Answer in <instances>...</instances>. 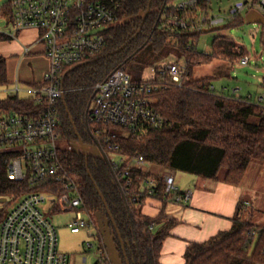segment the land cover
Instances as JSON below:
<instances>
[{
	"label": "trees",
	"instance_id": "16d2710c",
	"mask_svg": "<svg viewBox=\"0 0 264 264\" xmlns=\"http://www.w3.org/2000/svg\"><path fill=\"white\" fill-rule=\"evenodd\" d=\"M258 1L252 0L254 3ZM149 2L122 1L119 9L121 20L109 28L104 49L96 56L63 71V86L67 91L58 105L60 126L57 133L62 142L68 143L67 146H59L60 163L77 185L86 211H101L104 214L122 264H161L163 241L178 220L165 213V206L170 201L164 195L162 177H156L158 194L154 197L163 203V208L155 217L144 215L141 205L145 196L137 195L140 194L137 176L148 174H144L142 169L131 168L134 181L132 186L126 185L118 176L119 168L110 162L108 164L100 155L95 140L108 152L105 138L108 133L118 132V136L111 141L115 151L128 159L142 156L150 164L215 180L220 178V170L224 169L223 181L233 186L242 183L251 162L264 163V108L243 100L244 97L238 99L233 94L227 95L224 90H215L212 77H189L195 65L207 64L212 59H241L246 56L245 48L234 39L219 35L213 39L208 53L200 52L197 47L190 49L189 46H194V40L202 32L180 31L166 23L171 15H185L177 8L179 0H151L149 13L143 21ZM210 3L211 0H201L199 5L210 8ZM1 12L11 17L9 3L1 8ZM242 21L244 18L240 15L225 27ZM140 27V32L132 38ZM10 38L0 33V41ZM130 39L119 52L91 61L116 50ZM145 50L151 55L174 50L184 62V85L177 86L165 76H158L153 81L156 88L152 97L156 110L166 120L165 125L151 129L142 136L122 135L124 132L113 126L90 124L87 128L86 110L96 85L115 69H125ZM0 86H9L6 59L1 55ZM42 86L33 84L34 88ZM43 109L44 105L34 96L12 94L0 100V111L38 116ZM79 139L85 143L88 152L90 147H94L98 155L89 152L86 157L82 148L69 145L72 141L79 143ZM12 157L9 153H0L1 198L19 199L32 191H61L60 184L47 182L32 185L28 179L11 180L7 174V161ZM125 167L123 165L120 169ZM244 203L241 201L238 204L230 230L220 231L206 241L188 244L184 254L185 264H254L264 260V225H256L240 217ZM54 208L60 210L57 206Z\"/></svg>",
	"mask_w": 264,
	"mask_h": 264
},
{
	"label": "built area",
	"instance_id": "2783aa9c",
	"mask_svg": "<svg viewBox=\"0 0 264 264\" xmlns=\"http://www.w3.org/2000/svg\"><path fill=\"white\" fill-rule=\"evenodd\" d=\"M122 1H8L11 9L8 20L13 27L11 36L24 29H37V42L43 46L49 67L43 77V86L34 90V98L44 105L38 116L0 111V147L9 148L2 152L13 155L7 161V174L11 180L28 179L32 185L47 182L60 184L61 191H32L19 198L15 205L5 208L4 212L0 206V264H68V255L58 249L57 229L41 209L47 195L57 194L54 206L78 211L77 217L70 222L72 233L93 226L90 217H83L85 203L82 195L59 160L58 105L67 91L63 86V71L96 56L104 49L109 28L121 20L119 9ZM200 1L179 0L177 8L185 15L169 16L167 25L180 31L203 32L204 29L225 26L252 8L264 13V0L256 3L236 1L225 14L210 13L209 8L200 7ZM189 48H196V45L191 44ZM25 50L28 51V48ZM240 63L248 65L249 57H242ZM158 76H165L177 86H182L185 83L184 63L161 62L149 78L141 80H132L123 68L112 71L95 87L97 91L87 115L89 125L118 127L124 132L122 135L135 136L163 127L166 120L156 110L152 97L156 88L153 81ZM233 96L238 99L244 97L237 90ZM243 100L264 108V91L245 96ZM117 136L118 132L108 133L105 143L109 151L106 153L110 163L119 168V178L132 186L134 179L131 168L143 169L147 162L142 156L128 159L117 153L111 141ZM123 165L126 167L120 169ZM162 178L164 195L171 203L189 204L192 193L181 191L172 173L168 172ZM137 181L141 186L138 187L141 195H137L154 197L158 194L155 176H137ZM99 251L98 264H110L108 254L101 249Z\"/></svg>",
	"mask_w": 264,
	"mask_h": 264
},
{
	"label": "rangeland",
	"instance_id": "374dc122",
	"mask_svg": "<svg viewBox=\"0 0 264 264\" xmlns=\"http://www.w3.org/2000/svg\"><path fill=\"white\" fill-rule=\"evenodd\" d=\"M9 0H0V31L12 32L13 27L8 22V15L1 12ZM236 1L252 2V0H211L209 12L214 14L228 13ZM246 12H242L244 21L231 27H225L210 32L199 33L194 44L200 52L208 53L211 50L212 41L219 35H225L234 39L237 44L245 48V53L249 57L248 65H241L240 58L230 59H212L207 64L195 65L189 77L191 79L212 77V85L215 90L222 91L227 89L230 92L237 90L246 94L248 91L261 93L264 91V46L262 44V26L258 23H247L245 21ZM126 19L123 20L125 22ZM18 36V33L15 34ZM178 52L168 50L162 55H151L148 50L142 51L136 60L126 66L125 71L132 80H141L149 78L159 63L166 61H179ZM160 61L158 62L157 60ZM184 63V62H183ZM22 87V85H21ZM11 86H0V100L12 94H18L20 97H32L31 91H12ZM227 92V91H226ZM81 148L77 142H69V145ZM59 146H67V142L58 140ZM9 148L0 147V152ZM89 152L98 155L97 149L89 148ZM101 155V154H100ZM260 164V162H251ZM262 164V163H261ZM245 179L246 184L253 183L258 177V169L253 165ZM174 171V170H172ZM182 174L186 172L177 171ZM179 173V174H180ZM190 174V173H189ZM225 170L221 169L219 176H223ZM185 181V180H183ZM182 187V186H181ZM57 194L47 195L46 202L41 206L45 216L55 225L58 234V248L61 252L68 255V264H98L99 248L108 254L110 264H122L119 258L116 246L114 244L112 231L107 225V220L101 211L88 212L84 208L83 217L91 218L93 226L81 229L79 233H71L70 225L72 219L77 216V210L64 211L56 210L53 205L57 201ZM246 202L241 209L240 217L256 225H264V177L258 182V196L256 200L243 198ZM7 200L6 203H4ZM19 199L6 197L5 201L0 197V206L8 208L15 205ZM248 201V203H247ZM257 236L252 244V250L255 247ZM264 263V260L261 262Z\"/></svg>",
	"mask_w": 264,
	"mask_h": 264
},
{
	"label": "crops",
	"instance_id": "0c3cea01",
	"mask_svg": "<svg viewBox=\"0 0 264 264\" xmlns=\"http://www.w3.org/2000/svg\"><path fill=\"white\" fill-rule=\"evenodd\" d=\"M0 33L11 37L8 40L0 41V55L6 59L10 90L31 91L35 95L34 90L37 88H34L33 84H43L44 74L49 67V61L43 53V46L37 42L39 31L34 28L24 29L14 37L11 36L13 31H0ZM25 48H28V51ZM16 87L18 90H15ZM223 90L227 95H232L236 91L230 92L225 88ZM250 94L256 95L257 93L248 91L244 94L240 92V95L244 97ZM253 165L259 167V174L257 179L248 185L245 183V179L249 168L255 167ZM142 171L144 174L155 177H163L170 172L174 175L175 182L181 191L192 193L189 204L180 205L170 202L164 209L169 217L178 220V222L170 228L169 235L163 241L160 263L185 264L184 254L190 242H203L220 231L230 230L233 218L238 212V204L241 201L246 202L243 198H248L253 202L256 200L258 182L264 177V163H250L239 186L225 183L223 176L215 180L191 173L185 175L150 163L144 165ZM138 187H141L140 183H138ZM162 208L163 203L153 196H145L141 205L142 213L150 217L157 216ZM72 210L74 209H65L64 211ZM68 224L70 225V222Z\"/></svg>",
	"mask_w": 264,
	"mask_h": 264
},
{
	"label": "water",
	"instance_id": "95a60500",
	"mask_svg": "<svg viewBox=\"0 0 264 264\" xmlns=\"http://www.w3.org/2000/svg\"><path fill=\"white\" fill-rule=\"evenodd\" d=\"M150 6H151V0H150L149 5H148V7L146 9V12H145V14L143 16V21L146 19L147 15L149 13ZM245 21L247 23H258V24H260L262 26V32H263L262 41H263V46H264V13H262L261 11L255 9V8H252V9H250V10H248L246 12V14H245ZM222 28H225V26H216V27H213V28L204 29L203 32L206 33V32L214 31V30H217V29H222ZM140 30H141V27L137 30L136 34L132 38H134L140 32ZM131 39L128 40L125 44H123L119 48H117L116 50H113L112 52L107 53V54H105L103 56L96 57V58L92 59L91 61H96L97 59H99L101 57L108 56L110 54L112 55V54H115V53L119 52L120 50L124 49L128 45V43L131 41ZM96 91L97 90L94 91V93H93V95L91 97V100L88 103L87 110H86L85 122H86L87 128H89V123H88V120H87V115H88V111H89V108H90V104H91L92 98L95 95ZM62 99H64V95L62 96ZM71 121H72V119H71ZM95 143L97 145V148H98L99 153L101 154V156L103 157V159L109 164L110 161H109V158H108V155H107L106 151L102 148V146L100 145V143L97 140H95ZM79 144H80V146H81V148H82L85 156L88 157V155H89L88 148L85 145V143L82 141V139H79ZM97 190H98L99 195L102 198L104 204H106L105 203V199H104L102 193L99 191L98 188H97ZM5 199L6 198H3L2 200L5 201ZM107 212H108V214H109V216H110V218H111V220L113 222V225L116 227V224L114 222V219H113V217H112L111 212L109 211V209H107ZM118 236L120 238L119 233H118ZM121 244H122V247L124 248V245H123V242L122 241H121ZM127 264H128V262H127Z\"/></svg>",
	"mask_w": 264,
	"mask_h": 264
}]
</instances>
